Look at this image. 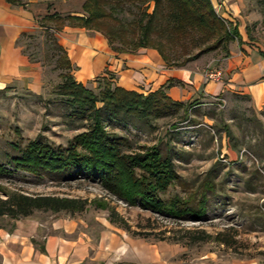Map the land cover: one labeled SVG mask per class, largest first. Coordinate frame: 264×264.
<instances>
[{"label": "rangeland", "instance_id": "rangeland-1", "mask_svg": "<svg viewBox=\"0 0 264 264\" xmlns=\"http://www.w3.org/2000/svg\"><path fill=\"white\" fill-rule=\"evenodd\" d=\"M11 5L31 13L37 25L21 39V45L31 61L37 63L43 86L41 91L16 86L0 90V165L4 169L0 172V199L17 193L85 200L86 209L82 212H35L30 218L44 223L70 220L78 233L93 239L104 231L125 232L108 221L113 210L131 232L145 235L137 238L170 251L168 264H264V106L255 110L247 96L226 92L220 98L222 102L206 98L167 117L134 120L135 126L112 123L106 128L111 134L131 139L133 152H139L141 146H155L163 156L170 154V148L180 155L173 157L179 180L164 198L175 193L187 198L211 181L213 189L207 194V212L202 218L157 214L131 206L83 177L70 173L37 176L12 165L10 158L19 155L29 141L40 138L54 147L66 146L84 129L78 122L69 123L62 99L55 94L61 72L56 68L60 54L56 45L63 30L55 32L53 24L42 20L55 13L61 17L81 16L82 0H16ZM135 11L125 5L117 16L127 22ZM243 15V35L252 47L264 51L262 6L251 0ZM65 27L66 31L78 32L75 27ZM221 57L223 52L217 51L204 55L203 60L211 64L209 68L218 69ZM86 87L95 89L96 83ZM227 131L231 132V139ZM14 222L0 218V228L10 229Z\"/></svg>", "mask_w": 264, "mask_h": 264}, {"label": "trees", "instance_id": "trees-1", "mask_svg": "<svg viewBox=\"0 0 264 264\" xmlns=\"http://www.w3.org/2000/svg\"><path fill=\"white\" fill-rule=\"evenodd\" d=\"M257 2L264 13V0ZM150 3L152 10L149 12ZM125 5L136 9L127 22L117 16L124 11ZM81 7V16L61 17L55 13L42 20L53 24L55 32L71 26L99 33L117 54H134L141 48L154 49L172 67H183L217 51L228 57L230 43L241 41L237 28L217 15L211 0H82ZM56 48L60 53L56 68L61 72L55 94L62 99L69 123H80L84 131L74 135L66 146L54 147L40 138L29 141L19 155L10 158L12 165L37 176L70 173L83 177L100 184L129 205L157 214L172 218L204 217L207 194L213 189L211 181L187 198L178 193L164 198L179 180L173 157L180 155L173 154L170 148V154L163 156L155 146H141L139 152H133L135 145L131 139L111 134L106 129L112 123L135 126L134 120L167 117L199 104L198 101L176 102L167 96L166 91L179 84L176 80H169L158 90L142 95L116 86L113 74L108 71L95 78V89H89L75 81L66 50L60 44ZM258 51L264 59V51ZM227 135L232 138L230 131ZM3 170L0 165V172ZM99 206L108 209L105 204ZM85 209L86 201L80 199L17 193H8L6 199H0V218L13 221L30 218L35 212L74 214ZM108 221L133 236H145L131 232L113 210H110Z\"/></svg>", "mask_w": 264, "mask_h": 264}, {"label": "crops", "instance_id": "crops-1", "mask_svg": "<svg viewBox=\"0 0 264 264\" xmlns=\"http://www.w3.org/2000/svg\"><path fill=\"white\" fill-rule=\"evenodd\" d=\"M250 1L211 0L217 15L235 26L241 36L240 42L230 43L228 57L219 59L221 82L204 79V68L211 64H205L203 57L183 67H172L154 49L117 54L101 34L83 28H77V33L63 28L59 44L67 52L75 81L83 86L95 83V78L106 71L113 74L116 86L143 94L176 80L179 84L166 91L173 101L191 103L234 92L247 96L258 111L264 106V59L243 35V10ZM36 27L31 13L0 0V90L16 86L41 91L39 67L21 45V39ZM137 237L116 230L101 232L93 239L78 233L70 220L44 223L19 219L10 229L0 228V264H168L170 251Z\"/></svg>", "mask_w": 264, "mask_h": 264}, {"label": "built area", "instance_id": "built-area-1", "mask_svg": "<svg viewBox=\"0 0 264 264\" xmlns=\"http://www.w3.org/2000/svg\"><path fill=\"white\" fill-rule=\"evenodd\" d=\"M203 76H204V79L207 80V81L221 82L222 81V77H223V73H222V71L220 69H214V68H209L208 67L204 71ZM214 100L221 101L220 98H216Z\"/></svg>", "mask_w": 264, "mask_h": 264}]
</instances>
